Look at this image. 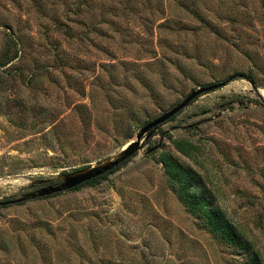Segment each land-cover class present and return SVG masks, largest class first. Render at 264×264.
Returning <instances> with one entry per match:
<instances>
[{"label": "rangeland", "instance_id": "rangeland-1", "mask_svg": "<svg viewBox=\"0 0 264 264\" xmlns=\"http://www.w3.org/2000/svg\"><path fill=\"white\" fill-rule=\"evenodd\" d=\"M81 1L0 0V202L115 155L192 90L251 60L264 96V0H89L79 13ZM186 1L225 39L194 30ZM242 100H260L245 77L198 96L106 178L0 204V264H244L179 199L164 151L264 261V107Z\"/></svg>", "mask_w": 264, "mask_h": 264}, {"label": "trees", "instance_id": "trees-1", "mask_svg": "<svg viewBox=\"0 0 264 264\" xmlns=\"http://www.w3.org/2000/svg\"><path fill=\"white\" fill-rule=\"evenodd\" d=\"M89 3V0H82L78 3L77 12L80 13L82 8L88 6ZM220 4L224 6V2L221 1ZM182 5L192 12L200 22V25L194 30H208L210 33L225 39V27L208 17L206 13L203 12L204 9L201 8L198 2L193 1L192 3H189L186 1L185 3H182ZM230 20L237 21V18L230 15ZM250 63L251 64L246 71L237 70L234 74L238 76L241 75L258 86L262 85L255 74L257 63L253 60H251ZM177 115L173 116L170 120L175 119ZM175 144L180 151L187 154V151L183 150L182 142L176 141ZM128 160L118 168L87 181L73 189H78L83 185L92 184L100 179L106 178L107 175L125 165ZM161 162L164 165L169 183L173 190L176 191L179 199L186 205L190 212L202 221V224L206 226L217 240L231 247L235 252L241 254L242 257L245 258L244 264H264L261 248L256 245V242L248 236L242 227L230 218L220 206H216L211 200H206V194L203 190L204 188L201 189L200 180L198 179V184H194L195 179L197 178L194 171L180 163L171 152L164 151L161 156Z\"/></svg>", "mask_w": 264, "mask_h": 264}, {"label": "water", "instance_id": "water-1", "mask_svg": "<svg viewBox=\"0 0 264 264\" xmlns=\"http://www.w3.org/2000/svg\"><path fill=\"white\" fill-rule=\"evenodd\" d=\"M241 75H231L227 79L220 82L208 84L205 86L198 87L188 93L182 100L176 103L174 106L153 118L152 120L145 123L137 133L136 137L128 142L119 152L115 155L110 156L104 160L99 161L97 164L84 166L71 172H66L55 178H44L33 180L32 184H44L37 191H31L19 198L1 201L0 204L4 203H18L26 200H32L38 197H45L52 194L71 190L87 181L102 176L111 170L118 168L129 158L134 156L154 134V132L164 123L168 122L173 116L179 114L184 108L189 106L198 96L221 88L232 82L236 78H241ZM254 91L258 92V98L260 100H247L238 101L239 106L256 105L264 107V97L261 96V92L258 86L250 81ZM158 146L151 148L153 151ZM56 181V182H54Z\"/></svg>", "mask_w": 264, "mask_h": 264}, {"label": "flooded vegetation", "instance_id": "flooded-vegetation-1", "mask_svg": "<svg viewBox=\"0 0 264 264\" xmlns=\"http://www.w3.org/2000/svg\"><path fill=\"white\" fill-rule=\"evenodd\" d=\"M54 182H56V181H54ZM44 184H33L31 187H30V189L31 188H33V187H38L35 191H37L39 188H41L42 186H43Z\"/></svg>", "mask_w": 264, "mask_h": 264}, {"label": "bare ground", "instance_id": "bare-ground-1", "mask_svg": "<svg viewBox=\"0 0 264 264\" xmlns=\"http://www.w3.org/2000/svg\"><path fill=\"white\" fill-rule=\"evenodd\" d=\"M262 96V95H261ZM262 97H264V96H262Z\"/></svg>", "mask_w": 264, "mask_h": 264}]
</instances>
